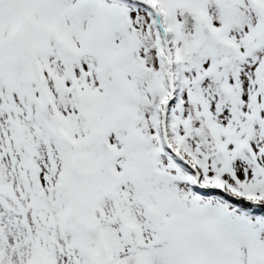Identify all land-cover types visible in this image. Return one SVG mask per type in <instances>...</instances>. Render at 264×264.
<instances>
[{"label": "snow or ice", "instance_id": "snow-or-ice-1", "mask_svg": "<svg viewBox=\"0 0 264 264\" xmlns=\"http://www.w3.org/2000/svg\"><path fill=\"white\" fill-rule=\"evenodd\" d=\"M0 264H264V0H0Z\"/></svg>", "mask_w": 264, "mask_h": 264}]
</instances>
